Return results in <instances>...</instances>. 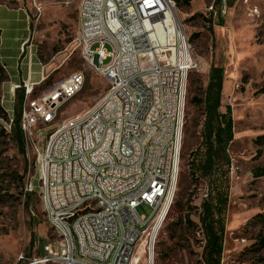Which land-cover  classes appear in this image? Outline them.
<instances>
[{
	"label": "rangeland",
	"instance_id": "1",
	"mask_svg": "<svg viewBox=\"0 0 264 264\" xmlns=\"http://www.w3.org/2000/svg\"><path fill=\"white\" fill-rule=\"evenodd\" d=\"M81 1L0 0V10L24 12L28 18L26 25L19 19L20 14L2 10V63L23 75H27L31 65L39 94L75 73H83L86 78L80 94L60 109L51 133L58 124L95 108L110 88L103 73L86 58L80 46L84 39L78 41ZM176 4L198 69L188 80L177 192L157 238L155 264H205L201 205L214 185L208 179L197 184L191 180L190 162L198 154V137L204 121L202 110L191 100L207 86L212 67L224 71L221 112L230 109L234 133L227 151L229 164L222 172L225 175L218 176L228 197L222 264H262L264 251L257 255L246 250L259 234L264 235V221L251 222L264 213V177L254 176L256 169L264 168V141H259L264 137V0H192L190 5L181 0ZM211 7L214 9L210 13ZM107 51L112 50L108 47ZM112 62L113 57H109L99 67ZM42 76L47 79H41ZM9 81L0 86V106L10 119L21 113V128L25 98L23 104L18 103L22 91L17 89L10 97ZM4 126L7 123L0 120V129ZM186 128L190 129L189 136ZM7 132L9 136L0 139V264H25L43 259L44 247L59 237L40 201L37 137L34 134L30 138L22 131L23 144L11 127H7ZM30 184H36L38 190L29 193ZM138 212L146 217L152 214L147 206L140 207ZM135 251L138 252L134 256L142 255L141 249ZM22 257L26 261H21Z\"/></svg>",
	"mask_w": 264,
	"mask_h": 264
},
{
	"label": "built area",
	"instance_id": "2",
	"mask_svg": "<svg viewBox=\"0 0 264 264\" xmlns=\"http://www.w3.org/2000/svg\"><path fill=\"white\" fill-rule=\"evenodd\" d=\"M110 5H117L116 14L101 20V7H108L109 12ZM159 10H169L170 18H155ZM124 16H131L132 25H124ZM141 21H148V29H141ZM79 22V43L94 38V46L84 54L96 70H103L110 86L98 108L58 124L51 133L60 109L83 90V73L40 94L36 82L29 79L15 88L22 91L26 102L21 129L26 136L37 137L40 201L59 237L44 247L43 259L25 264H140V259L155 264L148 261V253H155L175 201L180 174L176 161H182L185 130L180 119L186 118L188 80L198 63L190 43H184L186 26L175 0H131L128 7H120V0H82ZM135 32H144L141 46L132 45ZM152 45L166 48V56L152 53ZM108 47L111 52L125 50V57L100 68L109 58ZM133 52H141L136 61L140 69L117 72V64ZM146 72H153L154 80H146ZM146 85H154V93H147ZM177 86H184V94H177ZM148 99L161 100L168 114L153 115L151 109L140 112L139 103ZM101 100H110V107L101 108ZM107 109H115V117L101 122V113ZM121 120H129V127H121ZM12 125L10 119L7 127ZM119 136H126V144L113 146ZM136 142H143V150H136ZM151 143H158V150H151ZM152 153H160V166H153ZM127 156H134V164H127ZM47 161H60L61 170H48ZM142 167H149L150 175H144V180L130 178V170L142 173ZM118 173H125V180H118ZM90 182H97V192H89ZM59 183H71V191L58 192ZM122 189H132L133 197H120ZM27 191L32 193L34 185ZM123 201H131L132 212L123 210ZM142 206L152 210L150 217L140 215ZM65 213H81V220L60 227ZM112 216H121L122 232H114ZM92 230H101V237L93 238ZM74 236H82L83 245L64 253V240ZM136 249H141V256H134ZM20 260L26 261L24 257Z\"/></svg>",
	"mask_w": 264,
	"mask_h": 264
},
{
	"label": "trees",
	"instance_id": "3",
	"mask_svg": "<svg viewBox=\"0 0 264 264\" xmlns=\"http://www.w3.org/2000/svg\"><path fill=\"white\" fill-rule=\"evenodd\" d=\"M181 0H175L180 3ZM185 4L190 5L192 0H183ZM195 18H190L194 20ZM211 21V20H210ZM0 30V42H1ZM9 75L2 64L0 56V86L9 81ZM224 83V71L221 68L212 67L207 86L201 90V94L196 93L191 104L200 108L203 112L204 121L202 132L198 139L201 140L198 154H195L190 162V176L194 184L203 179H208L209 183L214 185L207 198L202 201L200 222L202 225L205 239V264H222L223 242L225 233L224 214L228 204V197L224 186L219 183L218 176H224L223 168L229 164L228 147L234 139L233 120L230 116V109L226 113L221 112V101ZM24 94L19 95L18 103L23 104ZM0 120L9 123L10 118L7 112L0 106ZM21 113L15 115L11 132L16 133L17 140L24 144V134L20 128ZM186 135H190V129L186 128ZM9 136L5 126L0 129V139ZM259 141H264L260 137ZM1 157V154H0ZM255 178L264 177V168L255 170ZM34 190L38 186L34 184ZM214 191V192H213ZM31 196V194H30ZM28 197V196H27ZM30 201V198H28ZM264 221V213L258 214L251 221ZM190 225L193 223L188 220ZM254 251L257 255L264 251V235L259 234L255 243L246 250ZM264 264V259L261 260Z\"/></svg>",
	"mask_w": 264,
	"mask_h": 264
},
{
	"label": "bare ground",
	"instance_id": "4",
	"mask_svg": "<svg viewBox=\"0 0 264 264\" xmlns=\"http://www.w3.org/2000/svg\"><path fill=\"white\" fill-rule=\"evenodd\" d=\"M131 6V0H120V7ZM117 5H110L108 7H101V20H108L109 14H116ZM155 18H170L169 10L155 11ZM124 25H132L131 16H124ZM141 29H148V21H141ZM144 40V32H135L132 37V45L141 46V41ZM184 43H189L188 35H184ZM84 52H87L90 47L94 46V38H85L80 44ZM152 53H159V56H166V48H159V45H152ZM109 57H113V61H122L125 57V50H115L109 53ZM141 52H133V56H127V61L117 64V72L136 71L140 69ZM103 73V70H98ZM146 80H154L153 72H146ZM37 85V84H36ZM38 85H41L39 83ZM147 93H154V85H146ZM177 94H184V86H177ZM110 107V100H102L101 108ZM98 108V105L95 107ZM151 109V114L161 115L168 114V107L161 105V100L148 99L139 103L140 112H148ZM115 117V109H107L101 113V122H110ZM121 127H129V120H121ZM180 127H185V119H180ZM126 144V136H119V139H113V146H122ZM136 150H143V142H136ZM151 150H158V143H151ZM153 166H160V153H152ZM180 162L176 161V170H180ZM127 164H134V156H127ZM48 170H61L60 161H47ZM144 175H150L149 167H142V173L139 170H130V178H137V180H144ZM118 180H125V173H118ZM71 191V183H59L58 192ZM89 192H97V182H90ZM120 197L132 198V189L120 190ZM174 202H172L173 205ZM171 205V206H172ZM123 210L125 212H132L131 201H123ZM81 220V213H65L60 218V227H67L70 221ZM52 228H54V221H49ZM112 223L114 232H122L123 222L121 216H112ZM93 238L101 237V230H92ZM77 245H83L82 236L68 237L64 240V253H73ZM136 252V251H135ZM155 253H148V261H155ZM147 264V259H140V264Z\"/></svg>",
	"mask_w": 264,
	"mask_h": 264
},
{
	"label": "crops",
	"instance_id": "5",
	"mask_svg": "<svg viewBox=\"0 0 264 264\" xmlns=\"http://www.w3.org/2000/svg\"><path fill=\"white\" fill-rule=\"evenodd\" d=\"M2 10H6V11H10L11 13H17V14H20L21 16L19 17V19L22 21V22H24L26 25H28V18H26L25 17V13L24 12H20V11H13V10H8V9H2ZM2 10H0V15H1V13H2ZM1 33H2V31H1ZM22 45H23V43L19 46V49H21V47H22ZM2 61V60H1ZM3 64V66L5 67V69H6V71H7V73H8V75H9V83H10V88L9 89H11L9 92H8V94H10L11 96V98L15 95V88L17 87V86H19V85H21L23 82H25V81H28V79L31 81V82H33V81H36L37 79H36V75H35V72H33L32 71V67H31V69L29 70V68H28V73H27V75H23V74H16V73H14V72H12L11 70H10V65H6V64H4V63H2ZM11 74H10V73ZM41 76V75H40Z\"/></svg>",
	"mask_w": 264,
	"mask_h": 264
}]
</instances>
